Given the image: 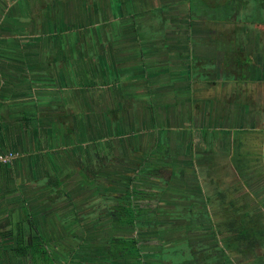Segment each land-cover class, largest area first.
Here are the masks:
<instances>
[{
	"label": "rangeland",
	"instance_id": "rangeland-1",
	"mask_svg": "<svg viewBox=\"0 0 264 264\" xmlns=\"http://www.w3.org/2000/svg\"><path fill=\"white\" fill-rule=\"evenodd\" d=\"M67 1L69 3L73 2L66 20L69 28L60 27L56 24L53 25V29H50L49 26L45 28L44 23L49 17L54 16L58 12V7H52L55 2H50L49 0H0V157H9L10 153L16 155L10 163L11 165L0 162V264H29L14 251L20 233L23 232L26 235L35 233V230L32 231V226L26 221L23 211L24 206L30 207V214L34 218L33 221L42 237L46 236L51 241H58L63 247L53 251L57 264H96L104 263L105 261L104 255H106L108 249L106 240L109 237L107 235L109 231L106 228L109 226H104L106 224L103 223L100 228L96 227L99 224V220L94 225H92V222L88 223L83 231L81 229L78 231V234H74V230L68 231L67 228L50 229L49 234H51V237L44 232L46 228L49 229L48 226L51 224L45 219V214H42L44 212L42 207L46 208L47 202H53V199H55L54 204L56 203V206H61L58 202L62 201L64 194H60L53 187L46 185L45 179L49 171L45 168V158H41L43 155L39 153L35 154V148L29 147L30 143H34L33 139H22L27 134V129L35 127V125L28 123V115L33 110L35 111L33 117L36 120L39 118L42 121H51V119L54 121L53 119L55 118L59 122L57 124H62L66 131L73 124L70 120V115L73 113L72 109L63 108L62 111L58 112L57 119L55 111H53V114L49 112L48 115L49 109H45L48 107L38 106L36 100L38 102L43 100L47 102V99L51 100L61 93L49 88L50 86L58 87L59 84V79L50 78V72H46L47 68H51L52 64H58L55 65V73L60 71L66 75L64 76L66 79L64 85L68 90H65L66 94L64 95L75 92L73 91V81L77 79L84 81V77H81L83 75L76 71V68H91L95 65L96 67L92 71L96 74L103 70V60L99 59L98 52L102 51L104 46L107 48L110 45L96 44V49H93L94 44L91 41L92 37L99 35L109 37L108 35L111 33V28L105 26L106 19L109 20L110 10L108 7L103 6L109 3H116L122 8L116 12L117 16L121 14L124 18H131V23L121 29L126 32V38L132 37L133 33H137L138 36L141 35V38L147 40L151 36H156L160 39L168 34V36L176 38L177 33L173 34V32L181 29L187 33V37L184 39L188 38L186 41H191L193 45L196 44L198 49L206 45L220 53L216 46L210 44L217 40L216 37L218 35L231 36L230 38L236 39L239 46L244 49L257 48L258 44L261 45L260 48L264 46V20H262L264 14H262V11L257 10L263 7L261 0H241L243 2L238 6L239 19H236L233 8L224 9L225 20L223 11L220 12L218 8L209 7L208 13H213L217 19H224V21L219 23L208 19V16L204 14L206 8L202 3H209L211 0H153L154 3L148 2V0H115L116 2L114 0ZM124 4L127 7L130 6L131 11L125 12ZM223 6L225 7L226 5ZM28 7H31V12L28 11ZM18 10L19 14H17ZM103 14L107 16L101 17ZM149 20L151 21L148 22V26L146 23ZM236 20H240V22L244 20L245 23L239 24ZM53 22L54 20L51 23ZM120 27L118 26L116 30L119 31ZM67 32L69 34H67L66 39L74 38L73 41L68 43L65 39L66 43L61 41L62 44H60L59 41ZM192 35L196 36V40L191 37ZM82 38L84 39L83 43L80 40ZM57 43H59L58 46L56 45ZM160 45L163 46L164 44L161 43ZM168 45L165 44L164 46L168 48ZM66 46L70 47L69 52L71 54L62 55L67 58L61 59L55 53L57 51L60 52L62 48H64L65 52ZM133 47L136 48L137 46H128L130 49H133ZM246 49L245 51H247ZM51 53L58 56V60L50 59ZM214 58L203 60L197 57L194 59L202 64L203 61L205 63H210L211 60L214 61V65H205L207 66L208 74L203 75L200 81L193 78L196 100L198 99L199 101L207 97L219 98L223 95L235 98L238 97L237 93H240L239 102L246 101V97H249L252 100V102H249L250 108L260 107V112L262 113L264 95L262 94V99L256 101L254 105V91L258 84L254 74H248L247 71L242 72L244 73L243 75L238 71L234 74L233 80L237 81L239 78L250 80L248 89H239L236 83V88L234 84H229L227 88L215 85L209 92L208 80L210 78L217 80L225 70V58L220 61L221 64ZM191 63H194L193 60ZM226 70L229 71V68H226ZM191 75L193 77L192 69ZM93 79L94 77L92 76H85L87 81L85 82L86 94L91 91L87 88L91 89L92 81L93 86L97 87ZM103 80L107 82L106 76L103 77ZM97 82H100V80H97ZM221 82L226 83L227 81L222 78L217 84H222ZM105 84L108 85V83ZM261 86L264 87V84ZM139 92H142V90H139ZM89 98H91V93H89ZM32 100L37 104H35L34 108L32 107ZM225 101L226 99H223L219 102L224 104ZM124 102L128 104L132 101L126 99ZM50 104L53 103L51 102ZM89 104V100L84 103V109H91ZM195 104H197V101ZM119 110L123 109H112L110 112L111 116L114 117V114L116 115V113L120 112ZM133 112L135 116L136 108L133 109ZM51 114L52 116L50 117ZM262 122L264 124V121ZM248 131L249 133H247ZM263 131L264 129L261 132L244 130L240 134H234L233 145H231L230 150L232 149L234 154L238 139L243 138L242 151L251 153L246 159L250 166L254 164V166L248 168V171L244 172V177L233 169L230 154L224 156L220 163L218 161L214 162L215 159L213 157L212 162H209L211 169L203 170L202 173H199L200 186L198 188L205 195L214 193L218 188H222L228 191L229 194L227 196L221 195L222 199H217L216 195L212 196L206 211L203 210L201 204L198 206L201 207L200 210L197 207L191 210L192 205L190 204L178 205V209H176L178 212L171 213L179 216L176 222H179L180 225L175 230V234L166 232V230L171 229L170 221L167 220H161L163 222L159 223L157 228H152L151 235L147 237L158 239L157 244L159 246L164 244L165 248L175 249V245L184 243L181 241V237L173 238L174 236L193 237L192 242L188 243L189 247L185 246L186 243L182 245L184 252L172 254L173 251H171V256L166 261L168 264L181 262L180 257H183V260H190L192 264H264V236L260 235L262 242L255 245L254 250H250V248H246L247 245L241 242L238 243L236 238H234L240 232L239 230H242L241 224L238 225L240 222L236 223L237 226L230 227L232 223L230 221L238 218V215L243 214V212H248L253 217H261L260 220L264 226ZM39 136H41L40 132ZM165 136L167 137V133ZM151 151L150 149L149 152ZM144 153L148 154L146 151ZM139 154L142 155L140 151ZM144 157L141 156V158ZM94 160L96 165L103 170L102 174L106 175L114 167L112 164L115 165V160L117 159L111 155L109 159L100 156L94 157ZM141 162L143 163V161ZM102 174L100 177H102ZM128 190L126 191L128 192ZM158 190L163 195V188ZM107 193L111 196L108 190ZM117 197L119 195L115 196V200ZM101 198L104 199L103 197ZM99 204L103 207L101 201ZM87 207L88 205L86 204L85 208ZM157 207L160 209V205H157ZM162 208V211L167 214L168 211L165 210V206ZM172 209L174 210V208ZM200 211L205 212L203 214ZM184 213L194 215L189 217L184 215ZM66 216H69V219L74 217L72 212L66 213ZM88 216V214H83L79 218L88 222L91 221ZM191 218H193V221L190 220ZM210 221L211 223L209 224ZM64 231H68L67 234L58 236ZM113 231L119 233L117 234L119 236H137L135 229H123L120 232L113 229ZM113 231L111 235L114 233ZM11 233L12 235L9 237L8 235ZM152 246L148 248L149 251L158 250L156 245L152 244ZM148 250L144 249L143 251ZM68 251H70V254H67ZM146 263L162 264V261L146 259Z\"/></svg>",
	"mask_w": 264,
	"mask_h": 264
},
{
	"label": "crops",
	"instance_id": "crops-1",
	"mask_svg": "<svg viewBox=\"0 0 264 264\" xmlns=\"http://www.w3.org/2000/svg\"><path fill=\"white\" fill-rule=\"evenodd\" d=\"M49 1L55 2L52 7H58V12L47 19L44 23L45 28L49 26L50 29H53V25L56 24L60 27H68L67 14L73 2L69 3L67 0ZM154 1L148 0L151 3ZM103 7H108L110 10L109 20L106 19L105 26L111 28V33L108 35L109 37L99 35L92 37L91 40L94 44L93 49H96V44L110 45L107 48L104 46L102 51L98 52L99 59L103 60V72L101 70L99 74L93 72L92 69L96 67L95 65L91 68H76V71L83 75L81 77H84V81L81 79L73 81V91L75 92L64 95L66 94L65 90H68L64 85L66 82L64 76L66 75L60 71L55 73V65L58 64H52L46 72H50V78L59 79V84L58 87L50 86L49 88L61 93L51 100L47 99V102L36 100L38 106L48 107L45 108L49 109L48 115L49 112L53 114L55 111V117L63 108L72 109L70 120L73 124L66 131L62 124H57L59 122L55 118L54 121L52 119L51 121H42L39 118L36 120L33 117L35 114L33 110L28 115V123L35 127L27 129V134L22 137L23 140L33 139L34 143H30L29 147L35 148V154L43 155L41 158L46 160L44 163L45 168L49 171V176L64 178L62 188L70 198L68 201L58 202L61 206H56L54 202H47V207H42L44 210L42 214H45V219L52 225V227L48 226L49 230L67 228L68 231L74 230V234H78V231L80 229L83 231L88 223L92 222L94 225L98 220L99 224L96 227L100 228L103 223L111 227L110 219L107 216L106 218L102 216L105 210L104 206L99 204L100 201L104 204L101 195L108 194L107 190L110 194L128 190L129 185L125 180L130 173L137 171V166L142 164L141 161L144 162V158H141V156L147 155L144 152L149 153L150 149L153 150L160 130L166 131L173 155L163 164L171 167L175 174L177 173L172 180L174 186L172 185L170 188L163 186V200H165L163 202L169 205L177 203L182 205L189 203L193 194L199 193L200 183L194 186L195 178L193 177L200 172L198 168L200 158L209 155L208 144L199 142L197 131L207 129L209 130L208 136L211 138L214 135L211 134L212 131H219L217 149L225 155L232 156L230 147L233 145L235 131L261 132L264 129L262 122L264 121V109L261 113L260 107L252 109L250 105L241 104L223 106L215 97L196 100V90L191 75L192 60L197 57L203 60L215 57L214 59L220 62L224 59L222 52L218 53L206 45L198 49L196 44L193 45L191 41H186L188 38L184 39L187 37V33L181 29L173 32V34L177 33L176 38L168 36V34L164 38L159 39V37L151 36L147 40L141 38V35L138 36L137 33L126 38V32L121 29L131 23V18H124L121 14L117 16L116 12L122 8L116 3H109ZM31 10V7H28V11L31 12ZM128 10L131 11L130 6L127 7L124 4V11ZM17 14H19V10ZM106 16L103 14L101 17ZM52 20H54L53 23H51ZM150 21L146 23L148 26ZM118 26H121L119 31L116 30ZM67 34L69 32L62 36L60 44H62L61 41L66 43ZM191 37L196 40L195 35ZM73 39L67 38L66 40L71 43ZM80 40L82 43L84 42L83 38ZM59 43L56 45L58 46ZM161 43L170 46L168 45L167 48L164 45L161 46ZM129 45L137 47H133V50L128 48ZM260 46L258 44V47L255 48L254 54L259 55L255 56L253 61L256 68H253V74L258 84L255 89L254 105L256 101L262 99V94L264 95V87L261 86L264 84V46L261 48ZM69 50L70 47L66 46L65 52L67 53L62 48L55 54L61 59H66L67 57L62 55H70ZM50 56V59L58 60V56L54 53H51ZM88 75L94 77L93 80L97 84V87L93 86L92 81L91 89L87 88L91 90L89 92L91 98H89V93L86 94L85 76ZM105 76L107 82L103 80ZM211 88L209 87V92ZM126 99L132 102L126 104L124 102ZM88 100L91 109H84V103H87ZM196 101L197 104H195ZM51 102L53 104H50ZM198 102L200 103L198 104ZM31 103L34 108L36 102L32 100ZM115 108L123 110H119L120 112L114 114L113 117L110 112ZM134 108H136L135 116L133 115ZM39 132L41 136H39ZM207 140L210 142V139ZM139 151L142 155L139 154ZM111 155L117 159L115 160L116 164H112L114 167L109 171V174L103 175V170L96 165L94 157L101 156L109 159ZM88 174H90V178L87 179L90 180L89 182L85 178ZM101 174L102 177H100ZM97 177L99 178L96 181ZM157 181H152L155 183L154 188L161 184L160 181L159 183ZM125 188L126 190H124ZM86 204L87 208H85ZM69 212H72L74 216L71 219L66 216V213ZM79 214H88L91 221L86 222L79 218ZM113 229L119 232L123 230ZM68 231H64L58 236L67 234ZM117 234L119 233L114 232V235ZM178 236L180 237V235ZM192 238V236L189 237L190 242H192ZM104 260V263L96 264H115L109 262L107 255H104Z\"/></svg>",
	"mask_w": 264,
	"mask_h": 264
},
{
	"label": "trees",
	"instance_id": "trees-1",
	"mask_svg": "<svg viewBox=\"0 0 264 264\" xmlns=\"http://www.w3.org/2000/svg\"><path fill=\"white\" fill-rule=\"evenodd\" d=\"M243 1L241 0H211L209 3H202V5L206 8L204 11V14L208 16V19L213 20L216 23L226 20V17L224 15V9L233 8L236 19H239L238 6L242 4ZM263 3V7L257 9L258 11H262V14H264V0H261ZM223 5H226L225 7ZM235 6V8H234ZM210 8H218V10L223 11V18L217 19L214 17L213 13H208L207 10ZM260 15V13H259ZM264 20V18H262ZM237 23L243 24L245 23L244 20L240 22V20H236ZM229 35H218L216 38L217 40H214V42H211V45H214L217 47V50L222 52L224 54L225 58V70L221 73L220 78H217V80H212L210 78L208 80L209 86H215L217 85V82L220 81L222 78L225 79L227 84H234V87L236 88V83L238 88H243L242 86L247 89V86L250 84V80H246L245 78H239L237 81H234V74H236L238 71L242 72H248L249 74V66L252 64V57L251 54L246 53L243 51L242 47L239 46L238 42L234 38H230ZM194 63H192V73L193 78L200 81V78L203 75L208 74V71L206 70L205 65L211 64L214 65V61L211 60L210 63H205L203 61V64L198 62L197 60H193ZM200 63V64H199ZM226 68H229V71L226 70ZM235 69V70H234ZM234 70V72H233ZM206 71V72H205ZM205 73V74H204ZM244 73H242L243 75ZM205 78V77H204ZM205 80V79H203ZM225 83V82H221ZM244 89V88H243ZM246 93V91H245ZM238 97L235 99V103L239 102L240 93H237ZM244 104H249V102H252V100L249 97H246V101H242ZM243 131H236V134H240ZM163 133V130L159 131V138L157 143H155L152 153L148 155L149 161H156L159 159H166L169 158V150H168V142L165 139L161 138V134ZM249 133V131L247 132ZM215 135L219 134L218 131L214 132ZM239 136V135H238ZM243 138L238 139V144H236L235 147V153L233 154V161L236 170L240 174V176H243L244 172L248 171V168H251L254 166L249 165L246 158L249 157L251 154L248 151H242L243 147ZM241 150V152H239ZM238 151V152H237ZM247 168V169H246ZM246 169V170H245ZM144 176V178H156L161 181L168 182L170 178L173 177V172L165 167L161 166H143L140 170L139 175L135 178V180L138 179L139 176ZM91 176H93L91 174ZM244 177V176H243ZM86 180L88 179L87 176H85ZM90 178V177H89ZM88 181V180H87ZM90 181V180H89ZM88 181V182H89ZM45 183L48 186L53 187L56 189L60 194H64L62 185H63V179H59L55 176H47L45 179ZM218 195H224L222 191L217 190ZM160 196V193H154L153 191L149 190H143L142 187L134 186L133 189L129 194H125L122 196L117 197V199L111 204L109 207V215L112 218V227L114 228H137L140 233L147 231L148 229L157 227L158 224V214L157 209L152 207V204L146 203L144 204L143 201L149 200L150 198H158ZM55 199H53L54 202ZM209 200V199H208ZM194 208V206L191 207V210ZM200 210V209H199ZM23 211L25 213L26 221L32 226V231L35 230V222L33 221V217L30 214V207H23ZM204 214V212L200 211ZM194 214L188 213L187 216L192 217ZM204 218L205 215H203ZM261 217H253L248 212H243V214H239L238 218L232 219L230 222V227L237 226V222H240L238 225L241 224L242 230H239L240 232L237 233V235L234 236L236 238V241L239 243H243L247 245V249L250 248V250L255 249V245H258L262 242V237L260 235L264 236V226L261 222ZM193 221V218L190 219ZM9 223V222H8ZM7 223V225H8ZM211 221L209 222V224ZM202 224V223H201ZM204 225V224H202ZM236 232V231H235ZM12 235H8L9 237ZM264 239V238H263ZM146 241H152L149 238H137V237H130V236H119L115 235L113 237H110L106 240L107 242V258L112 262H130V264H146V259H154L155 261H162V264H168L166 261L171 256L170 254H176L184 252L182 245H175L174 248H165L163 245H160L161 251L154 252V253H143L142 248L145 246H150L151 243L146 244ZM159 246V245H158ZM180 246V247H179ZM189 247V246H187ZM58 248H63L60 243L54 241L51 242L48 239H44L39 234H30L26 235L23 232L20 233V235L17 238V245L14 248V251L17 253V255L20 258H24L25 261L29 262V264H57L56 260L53 255V250H56ZM176 250V251H174ZM254 252V251H253ZM67 254H70V251H68ZM181 262L179 263H173L170 264H192L190 260L186 259L183 260V257H180Z\"/></svg>",
	"mask_w": 264,
	"mask_h": 264
},
{
	"label": "flooded vegetation",
	"instance_id": "flooded-vegetation-1",
	"mask_svg": "<svg viewBox=\"0 0 264 264\" xmlns=\"http://www.w3.org/2000/svg\"><path fill=\"white\" fill-rule=\"evenodd\" d=\"M242 49H243V51L244 52H246V53H249V54H251V57H252V64L249 66V74H253V72H254V70H253V68L254 69H256L255 67H254V65H253V61H254V58H255V56H257V55H259V54H254V52H255V48H248V49H246L247 51H245V49L242 47ZM223 54V53H222ZM223 58H224V54H223ZM193 78V77H192ZM217 85H221V87L222 88H227V86H229V84H227V83H222V84H217ZM209 86V85H208ZM209 87H211V86H209ZM213 87V86H212ZM244 89H245V87L244 86H242ZM247 89H248V86H247ZM254 94L256 95V91H254ZM255 95H254V97H253V101H254V99H255ZM237 97H235V98H233V96H228V97H225L224 95L223 96H221V97H219V98H217L218 99V102L220 101V100H223V99H226V101H225V103L223 104V102H221V104L224 106V105H230V106H232V105H234V104H241V105H250V104H244V102H240V103H235V99H236ZM220 103V102H219ZM225 106V107H226ZM192 124H193V122H192ZM208 131L209 130H207V129H204V130H200V131H197L199 134H198V139H199V142H201V143H207L208 144V150H207V152L209 153V155L208 156H205V157H201L200 158V160L198 161V168H199V170H200V172L199 173H202L203 172V170H206L207 171V169H211L209 166H211V164L209 163V162H212V159H213V157H214V162H216V161H218L219 163L222 161L221 159H223V157L224 156H227V155H225L223 152H221L220 150H218L217 149V143H218V137H219V134H220V132H219V134H217V135H215L214 134V132H216V130H214V131H212L211 132V134H214V135H212V138L211 137H209L208 136ZM237 131H240V130H237ZM241 131H244V130H241ZM236 133V131L234 132V134ZM166 135V131H163V133L161 134V138L162 139H165L167 142H168V150H169V158H166V159H159V160H156V161H149L148 160V155H150L151 153H152V151L151 152H149L144 158H145V160H144V162L141 164V165H139V167L137 168V171L135 170L134 172H133V174H129V177L125 180L126 181V183L129 185V190H128V192L126 191V192H123V191H120V192H122V193H120V192H113V193H111V196H109L108 194H106V195H101L104 199H102L103 200V202H104V204H103V206H104V212H103V218H106V216L110 219V223H111V227H112V218L110 217V215H109V207L111 206V204L113 203V200H115V196H117V195H119V196H122V195H125V194H129L130 192H131V190L133 189V187L134 186H139V187H142V189L143 190H146V191H149V190H151V191H153L154 193H157L158 192V194L160 193V196L158 197V198H150L149 200H146V201H143V203L144 204H146V203H150V204H152V207L153 208H155V209H157V213H158V215H159V217H158V219H159V221H158V224L160 223H162L161 222V220H167V221H170V225H171V229H168V230H166V232L168 231L169 233L171 232V234H175L174 232H175V230L176 229H178L179 228V226L178 225H180V223L179 222H176L178 219H179V216L178 215H175V214H171L172 212H178V211H176V209H178V205L179 204H171V205H169V204H164V202L163 201H165V200H163V195H162V193L158 190V189H160V188H163V186H168V188H170L172 185H173V182H172V180L174 179V177H175V175H177V173L175 174V172L171 169V167H169V166H166V165H164L163 164V162H165V161H168V160H170L171 158H172V153H171V146H170V139L168 138V136L166 137L165 136ZM159 138V137H158ZM158 138L156 139V141H155V143H157V141H158ZM207 139H210V142H207L208 140ZM200 144V143H199ZM178 153V152H177ZM232 157H233V155L231 156V165H232V167H233V169H235L236 170V168H235V165H234V161H233V159H232ZM218 159H220V160H218ZM8 165H11L10 163L8 164ZM150 165H154V166H161V167H165V168H167V169H169V170H171L172 172H173V177L172 178H170L169 179V181L168 182H163V181H161V180H159V179H156V178H144V176H139L138 177V179L137 180H135V178L139 175V173H140V170H141V168L143 167V166H150ZM219 169V168H218ZM199 173H197V175H195L193 178H195V180H194V186H196V185H198V183H200L199 182ZM89 177H90V174H88V176H87V178L89 179ZM98 178L99 177H97L96 178V181L98 180ZM158 180V181H157ZM152 181H157L158 183H159V181L161 182V186H159V187H157V188H154L155 187V183H152ZM127 184H124L125 186H127ZM174 186V185H173ZM200 186V185H199ZM147 187H149V188H147ZM167 188V189H168ZM124 190H126V188L124 189ZM199 193H197V194H193L192 196H193V198L192 199H190V201H188L189 203H185V204H190V205H192V206H194V207H197V208H199V209H201V207L203 208V210H205L206 211V209H207V205H208V202H209V200L211 199V197L212 196H215L216 195V197H217V199H222V196L221 195H218V193H217V190H219V191H222L223 193H224V196H227L229 193H228V191L227 190H223L222 188L221 189H217L214 193H209L208 195H205L204 194V192L203 191H201V189L199 188ZM163 192H164V190H163ZM70 198H69V195H67V193H65V195H64V198L62 199V200H65V201H68ZM209 199V200H208ZM199 204H201L202 206L201 207H198L199 206ZM157 205H160V209H159V207H157ZM164 205H169V206H165V210L166 211H168L167 212V214H165L162 210H163V206ZM172 208H174V210L172 209ZM105 215V216H104ZM184 215H187L186 213H184ZM79 216H80V214H79ZM178 218V219H177ZM34 219V218H33ZM191 223V222H190ZM106 226H108L107 224H106ZM111 227H107L106 228V230L107 231H109V233L107 234L109 237L108 238H110V237H113V236H115L114 235V233L111 235V233H112V229H111ZM114 228V227H113ZM157 228V227H156ZM118 229H120V228H118ZM121 229H127V228H121ZM130 229H132V228H129V230ZM135 231L137 232V236H135V237H137V238H150L152 241L150 242V241H146L145 243L146 244H148V243H151L150 244V246H145L144 248H142V252L143 253H154V252H159V251H161V248L162 247H160V246H157L158 244H157V242H158V239H156V238H153V237H147L148 235H151V229H148L147 231H145V232H142V233H140L139 232V230L137 229V228H135ZM157 231V230H156ZM44 232L45 233H48V235L51 237V234H49L50 233V230L49 229H47L46 228V230H44ZM163 233L165 234V232L163 231ZM34 234H39V236H41L42 237V234L41 233H39V231H38V228H37V226H35V233ZM177 234V233H176ZM163 235V234H162ZM127 236H129V235H127ZM181 237V241H183L184 243H182L181 245H184L185 243V246L187 247L188 246V243H191V242H188V241H190V240H188L189 239V237L188 236H180ZM42 238H44V239H48L49 241H51V239L50 238H48V237H42ZM175 238H179V236H177V237H175ZM188 238V239H187ZM51 242H54V241H51ZM56 242H58V241H56ZM176 242H178L177 240H176ZM59 243V242H58ZM152 244H154V245H156V247L158 248V250L157 251H154V250H152V251H149L148 250V248H151V247H153L152 246ZM163 246H164V244H162ZM148 250V251H143V250ZM54 251V250H53ZM55 258V257H54ZM56 260V259H55ZM56 262H57V260H56ZM109 262L110 263H117V264H130V263H128V262H124V261H121V262H112V261H110L109 260ZM146 262V261H145ZM73 264H75V263H73Z\"/></svg>",
	"mask_w": 264,
	"mask_h": 264
},
{
	"label": "built area",
	"instance_id": "built-area-1",
	"mask_svg": "<svg viewBox=\"0 0 264 264\" xmlns=\"http://www.w3.org/2000/svg\"><path fill=\"white\" fill-rule=\"evenodd\" d=\"M16 156H14L13 154H11L10 153V156L9 157H0V162H3V163H11L13 160H14V158H15Z\"/></svg>",
	"mask_w": 264,
	"mask_h": 264
}]
</instances>
